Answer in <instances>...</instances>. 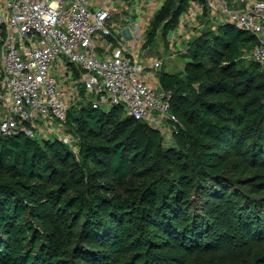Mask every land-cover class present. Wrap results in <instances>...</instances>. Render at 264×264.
Returning <instances> with one entry per match:
<instances>
[{"label":"trees","instance_id":"obj_1","mask_svg":"<svg viewBox=\"0 0 264 264\" xmlns=\"http://www.w3.org/2000/svg\"><path fill=\"white\" fill-rule=\"evenodd\" d=\"M188 1H165L150 23L144 48L153 46L159 30L160 38L166 41L168 33L177 27ZM206 34L191 40L186 53L180 55L189 60L181 74L161 70L157 76L161 87L171 94V114L186 121L197 135L207 140V143L198 145L197 154L189 159V163H183L189 172L185 178L194 186L197 202L193 204L194 197H189L186 189H180L175 181L165 178L151 182L142 192L141 200L147 206L148 221L162 224L168 236L187 242L186 233L196 232L198 237L185 249L190 248L191 255L195 252L203 255H198L195 260L191 257L189 262L184 259L188 264H264V223H261L264 222V204H261L264 201L248 199L237 191L227 195L224 186L229 183L209 171L221 154L247 156L248 160L259 161L258 166L264 169V76L254 62L249 61L243 71L238 69L240 61L244 60L243 47L248 45L251 49L253 44L250 35L228 25L216 31L210 29ZM201 53L209 55L217 78L201 82V92L188 97L184 88L201 74L200 62H196ZM186 78L189 82L184 81ZM120 112L123 114L119 115ZM78 126L83 136L94 135L100 142L96 145L83 143L79 150L81 160L70 164L72 154L60 141H44V148H41L36 140L21 134L0 135V174H13L43 185L47 175L57 168L67 170L69 166L68 172L75 181H85L84 189L79 195H73L67 204L71 209H79L75 216L55 210L56 199L52 193H43V199L39 200L42 193L29 186L22 191L24 197L30 199L24 204L11 185L0 183V264H78L77 259L95 263L98 259L94 250L102 244L109 250L104 264H123L120 263L121 256L128 252H142L141 245L130 242L126 229L116 223L110 225V236L103 237L104 241L100 242L102 238L98 231L104 228L100 223L101 199L91 182L95 173L104 172L123 182L128 175L130 154H135L140 145L149 143L154 154H158V133L146 123L127 117L120 107L110 108L108 113L100 112L92 105L84 108L79 113ZM176 135L183 138L180 129L176 130ZM185 145L181 143L182 147ZM84 162L91 165L95 173L85 170ZM71 182L65 191H71ZM15 184L19 186L20 183ZM249 192L256 194L257 190L251 187ZM159 203L163 208L158 206ZM30 205L31 212L39 220L54 214L59 216L62 230L75 238L71 254L65 251L67 245L58 247L53 235L42 225L37 229L29 224L26 212ZM182 206L185 207L182 209ZM251 216L252 221L248 223ZM154 218L160 221L157 223ZM224 219L237 221L231 232L236 230V238L249 247L242 260L239 255L227 258L225 249H220L225 246L221 247V238L226 239L229 235L217 229ZM108 256H112L110 262H107ZM223 257L227 258L223 263L216 261V258ZM151 264L164 263L154 260Z\"/></svg>","mask_w":264,"mask_h":264},{"label":"built area","instance_id":"obj_2","mask_svg":"<svg viewBox=\"0 0 264 264\" xmlns=\"http://www.w3.org/2000/svg\"><path fill=\"white\" fill-rule=\"evenodd\" d=\"M132 1L133 20H117V7L130 0H0L1 136L34 139L39 125L55 134L49 127L66 122L68 98L80 90L151 127L177 123L171 94L157 77L165 58L144 62L140 54L166 0ZM205 12L210 29L228 25L253 38L245 59L264 76V0H189L167 58L186 53L190 38L183 29Z\"/></svg>","mask_w":264,"mask_h":264},{"label":"rangeland","instance_id":"obj_3","mask_svg":"<svg viewBox=\"0 0 264 264\" xmlns=\"http://www.w3.org/2000/svg\"><path fill=\"white\" fill-rule=\"evenodd\" d=\"M198 24L199 28L191 36L192 40L201 36L202 34H206L210 30V20L201 19ZM157 34H160V30L157 32ZM156 41L157 43L153 44V48L148 50L146 54L143 55L144 60L145 58L164 57L167 59V57H169L165 39L160 38V35H158ZM161 44L162 46L159 47ZM158 47L161 48V52L158 51ZM242 52L244 60L240 61L238 65V69L241 71L245 70L249 65V60L245 59V56L249 54L250 47L248 45L244 46ZM186 57L187 56L183 55L181 58V56L177 54L175 60L167 59V65L165 66L164 61L162 71L181 74L185 69L186 61H189L186 59ZM196 62H200L201 66L199 65V69H201V74L200 76H197L191 83L185 85L184 91L188 97L201 92V82L208 79L213 80L217 78V76L213 73L215 68L212 65L214 64L209 62V55H202V53L199 54V59ZM167 67H170V70H168ZM73 73L75 72L73 71ZM182 77L184 78V76ZM184 81L189 82L188 78H186ZM68 99L69 101L67 103L68 110L66 114V122L64 124L53 123V125L49 127L50 129L55 130V134L47 132L42 125H39L40 131L38 134L36 133L34 140L37 141L38 146L41 148H44V141H60L72 154V158L68 161L70 164L74 161L79 162L81 160L79 158V150L83 143L88 145H96L100 142L94 135H90V137L83 136V132L78 126V118L81 110L91 105H96L100 112L108 113L110 108L100 104L98 99H96L94 96L88 95L83 90H80L76 97L70 96ZM220 99L221 101L224 100L223 98ZM122 114V112L119 113V115ZM175 117L177 119V123L164 122L159 128L150 126L152 130L158 133L157 141L160 145L157 152L158 154H154L151 144L144 143L140 145L135 154H130L127 172L128 175L123 182H119L111 178L105 172L102 174L95 173L94 171L96 170L91 165L84 162L85 170L89 169L88 171L90 174L95 173L94 177H92L95 179L91 182V184L93 185L94 190L97 192L98 197L101 199L100 212L102 219L100 223L102 226H104V228L98 231V234L102 238L100 242L104 241L103 237L110 236V225L112 223H116L126 229V235L128 236L130 242L141 245L140 251H142V254L128 252L121 256L120 263L151 264V262L154 260H158L164 264H184L189 262L191 257H193L195 260L197 259L198 255H203L199 252H195L193 255H191L189 253L192 252L190 248L188 250L185 249L187 246H189L188 243L191 244L198 237L196 236V232L192 231L191 233H186L187 242H184L183 240H177L176 236H168L166 228L162 224V226L159 225V219L154 218L158 224L152 222L153 220L148 221V216L146 214L148 212L147 206L143 200H141L142 192L149 186L151 182L156 179L165 178L175 181L177 185H180V189H186L187 195L192 198L194 197L193 204L197 202V198L194 196V186H191V181L185 178L188 177L189 172L186 171L185 167H183V163H189V159L197 154V150L199 149L198 145L200 143H207V140L202 136L197 135L193 131L192 126L186 124V121L177 116ZM179 129L180 133L182 132L183 138L176 135V130ZM64 138L69 139V144H65L63 141H61V139ZM182 142L186 144L185 147L181 146ZM221 155L222 156L216 160L209 171L220 175L229 183L227 187L224 186L225 193L227 195H231L234 191H237L248 199L264 201V169L263 166H258L257 163L260 162L248 160L247 156L234 157L230 155L227 157L225 154ZM60 169L61 168H57L56 171L47 175L46 182L43 185H39L36 182L27 181L23 178H17L13 174H0V183H8L11 185L24 204L29 203L30 199L28 196L25 198L22 191L29 186H33L42 193L39 195V200L43 199V193H52L53 198L55 197L56 201H58H54L55 210L59 209V213H68L71 214V216H75V214L79 213V209H71L69 206H67V204L73 195H79V192L84 189L83 187L85 186V181H75L68 172L69 166L67 170L65 169L61 171ZM103 169L104 167H102V170ZM103 175H106V177L101 179L100 177ZM71 180V191H65L68 183ZM15 183L20 184L17 186ZM61 183L64 184V188L62 187L63 185ZM251 187L256 188V194H251L249 192ZM164 203L165 202L162 204ZM162 204L159 203L158 206L160 205L161 208H163ZM261 204H264V202ZM184 207L185 206H182V209ZM212 207L214 208L215 205ZM31 211L32 208L30 205L26 212V219L29 221V224L35 228H37L38 225H42L44 229L53 235L58 247L67 245L65 251H68V253L71 254L73 252L75 238L62 230V220L59 218V216L54 214L48 219L39 220L33 214L34 212ZM252 218L253 217L251 216V219L247 220V222L250 223ZM223 222L224 223L221 222L217 226V229H220L225 234L229 233V235H227L228 240L227 238H221V242L223 243L221 247L223 245L225 246L220 249H225L227 258H237V255H239V259H244L247 252L249 251V247L243 243H240V241L236 238V230L231 232V229L234 228V226L237 224V221L231 219L230 222H228L226 219H224ZM78 223L80 224L81 221ZM261 223L264 222L261 221ZM218 241L220 242L219 238ZM182 244L184 246H182ZM154 248H159V250H154ZM94 251V254H96L98 259L95 263H93V261H90L89 263L85 262L84 260L77 259L78 264H104V257L107 256L109 250L102 244L101 246H98L97 250L95 249ZM110 258H112V256H108L109 261L107 262H110ZM227 258H216V261H218V263H223V260ZM216 261H213V263Z\"/></svg>","mask_w":264,"mask_h":264},{"label":"crops","instance_id":"obj_4","mask_svg":"<svg viewBox=\"0 0 264 264\" xmlns=\"http://www.w3.org/2000/svg\"><path fill=\"white\" fill-rule=\"evenodd\" d=\"M125 1H128V0H125ZM229 1H231V0H229ZM189 2V1H188ZM188 6V5H187ZM136 10V3H135V1H132V0H130V2L129 3H127V4H125V2L122 4V6L121 5H119L118 7H117V9H116V13H115V17H116V19L117 20H120L121 19V17H124V18H129L130 20L132 19L133 20V15L135 14V11ZM186 10H187V7H186ZM185 10V11H186ZM183 14V13H182ZM182 16V15H181ZM180 16V17H181ZM208 13L206 12V14H204L203 15V17L201 18V19H208ZM180 17H179V19H180ZM200 19V20H201ZM199 20V21H200ZM198 21V22H199ZM179 22V21H178ZM211 26V25H210ZM199 28V24L198 23H196V24H194L193 26H192V28H190V26L189 25H186V27L183 29V32H188V36H189V38L192 40V35H193V33L194 32H196L197 31V29ZM209 28H211V27H209ZM149 30V29H148ZM175 30V29H174ZM174 30H172V31H170L169 33H168V35H167V37H166V46H167V49H169V47H170V44H169V42H170V40H171V36H172V32L174 31ZM182 30V29H181ZM212 30V29H211ZM212 31H214V30H212ZM159 35V34H158ZM158 37V36H157ZM157 37H156V39H157ZM190 39H189V41H188V43H190L191 41H190ZM154 43H157V41L155 40V42ZM146 44V42L144 43V45ZM144 45H143V47H142V51H141V53L140 54H142V59H143V55L144 54H146V52L148 51V50H150L151 48H153V46H147L146 48H144ZM162 46V44L159 46V47H161ZM158 47V48H159ZM163 49V48H162ZM158 51L159 52H161V48H159L158 49ZM168 52H169V50H168ZM170 56V55H169ZM156 58V57H155ZM175 58L176 57H174V58H167L168 60L170 59V60H175ZM154 58H145V60H144V62H150L151 60H153ZM166 58H165V66L167 65V62H166V60H167ZM170 67H167V69L168 70H170L169 69ZM162 70H163V67H162ZM165 72H167V71H165ZM168 73H170V72H168Z\"/></svg>","mask_w":264,"mask_h":264}]
</instances>
